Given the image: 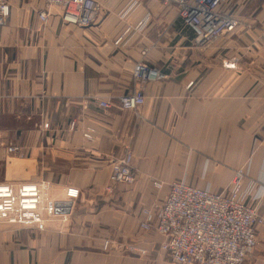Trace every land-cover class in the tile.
Here are the masks:
<instances>
[{
    "label": "crops",
    "instance_id": "obj_1",
    "mask_svg": "<svg viewBox=\"0 0 264 264\" xmlns=\"http://www.w3.org/2000/svg\"><path fill=\"white\" fill-rule=\"evenodd\" d=\"M97 1L102 11L80 26L63 22L58 7L40 21L43 0H9L0 25V182L47 181L57 215L69 219L42 231L0 222V264H178L159 249L158 233L139 228L141 209L167 194L151 181L221 192L244 161L245 186L253 182L245 201L264 216V0H234L236 27L206 46L160 0H141L147 25L116 42L129 0ZM142 49L161 77L140 85L132 66ZM140 86L138 113L122 109L119 98ZM127 149L136 180L109 191L110 159ZM256 234L254 264H264V227ZM105 239L115 249L104 250ZM129 243L145 253L118 248Z\"/></svg>",
    "mask_w": 264,
    "mask_h": 264
},
{
    "label": "built area",
    "instance_id": "obj_2",
    "mask_svg": "<svg viewBox=\"0 0 264 264\" xmlns=\"http://www.w3.org/2000/svg\"><path fill=\"white\" fill-rule=\"evenodd\" d=\"M160 1L176 8L179 18L192 31L195 44L209 45L233 31L238 23L233 14L234 0ZM43 2L45 7L37 15L42 22L47 19L52 7L60 9L63 22L80 26L92 24L102 11L97 0ZM9 13V0H0V25L6 23ZM119 18L123 31L116 42H120L127 33L141 31L147 25L150 14L141 0H129L120 10ZM146 52L142 49L141 59L132 66V76L140 85L161 77L160 72L147 65L144 60ZM234 65V61L225 62L226 67ZM143 102L141 86L119 98V106L135 114ZM98 104L103 108L110 106L106 100H99ZM47 125L45 122L44 126ZM74 126L73 121L70 128ZM88 133L85 136L89 137ZM15 149L14 146L8 147V151ZM132 158V151L127 149L122 155L110 159L107 190L111 191L116 184L130 185L135 182L136 170ZM243 175L240 169L235 172L229 188L221 192H212L184 179L169 183L153 179L151 183L157 190L167 186V194L161 204L154 203L141 209L139 228L158 233L161 236L159 249L178 264H254L256 227H264V216H259L256 208L245 201L246 189L241 188ZM48 190L49 183L45 180L0 182V222L16 223L39 231L54 220L61 226L65 225L69 216L65 213L57 215L55 202L49 198ZM65 194L74 198L78 190L68 187ZM102 248L109 250L115 249V246L105 239ZM118 248L138 255L145 253L144 249L131 243L124 247L118 245Z\"/></svg>",
    "mask_w": 264,
    "mask_h": 264
},
{
    "label": "rangeland",
    "instance_id": "obj_3",
    "mask_svg": "<svg viewBox=\"0 0 264 264\" xmlns=\"http://www.w3.org/2000/svg\"><path fill=\"white\" fill-rule=\"evenodd\" d=\"M240 1H244V0H240ZM244 13H245V11H244L243 9H239V10H238V15H244ZM7 149H8V148H7ZM249 164H250V163H249ZM247 165H248V162H247V161H244V162L240 165V167H238V168L232 170L231 177H230L229 181L226 183V187H225L226 189L229 188V185L231 184V181H232V178H233L234 173L237 172V171H239V169H240V171H242V172L244 173V175H243V177H242L241 188L244 187V188L246 189L245 193H247V194H246L245 197H247V195L249 194V191H250V189H251V187H252V184H253V182L250 181L249 183H250L251 185L249 186V184H247L248 187L245 186V180H246V178H247V174H248V170H247L248 168H247ZM263 184H264V183H262V184L260 185V189H259L260 193L263 192V189H264ZM60 226H61V224H60ZM62 227H65V226L62 225ZM62 227H61V228H62Z\"/></svg>",
    "mask_w": 264,
    "mask_h": 264
}]
</instances>
